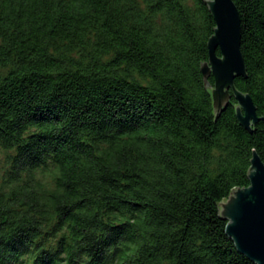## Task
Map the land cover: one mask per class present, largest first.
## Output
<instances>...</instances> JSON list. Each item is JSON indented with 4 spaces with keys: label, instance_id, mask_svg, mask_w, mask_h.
I'll use <instances>...</instances> for the list:
<instances>
[{
    "label": "trees",
    "instance_id": "obj_1",
    "mask_svg": "<svg viewBox=\"0 0 264 264\" xmlns=\"http://www.w3.org/2000/svg\"><path fill=\"white\" fill-rule=\"evenodd\" d=\"M208 1L0 0V264H256L220 204L264 120L216 113ZM234 2L264 117V0Z\"/></svg>",
    "mask_w": 264,
    "mask_h": 264
},
{
    "label": "water",
    "instance_id": "obj_2",
    "mask_svg": "<svg viewBox=\"0 0 264 264\" xmlns=\"http://www.w3.org/2000/svg\"><path fill=\"white\" fill-rule=\"evenodd\" d=\"M208 5L216 22L209 38V61L202 65L206 79L213 76L211 86L214 107L220 114L231 101V93L237 101V117L241 125L252 130L260 117L257 106L249 93L235 86V79L247 76V66L241 49V16L234 0H209ZM218 50L220 53L218 54ZM250 184L234 189L221 202L220 214L227 221L226 232L238 251L256 264H264V162L254 151L248 173Z\"/></svg>",
    "mask_w": 264,
    "mask_h": 264
},
{
    "label": "rangeland",
    "instance_id": "obj_3",
    "mask_svg": "<svg viewBox=\"0 0 264 264\" xmlns=\"http://www.w3.org/2000/svg\"><path fill=\"white\" fill-rule=\"evenodd\" d=\"M4 175V173H3V170H2V167H0V183L2 182V180H3V176ZM46 179V178H45ZM44 180V179H43ZM49 180V179H48Z\"/></svg>",
    "mask_w": 264,
    "mask_h": 264
}]
</instances>
